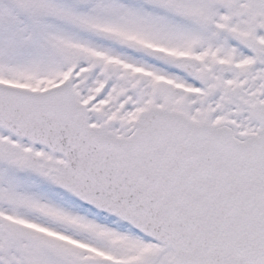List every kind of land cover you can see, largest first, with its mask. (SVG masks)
I'll use <instances>...</instances> for the list:
<instances>
[{
	"label": "snow or ice",
	"instance_id": "6c2138e0",
	"mask_svg": "<svg viewBox=\"0 0 264 264\" xmlns=\"http://www.w3.org/2000/svg\"><path fill=\"white\" fill-rule=\"evenodd\" d=\"M0 264H264V0H0Z\"/></svg>",
	"mask_w": 264,
	"mask_h": 264
}]
</instances>
